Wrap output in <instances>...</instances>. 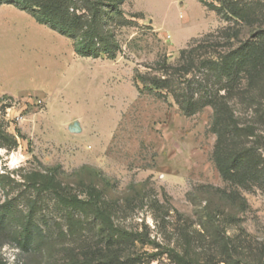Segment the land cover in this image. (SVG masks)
Wrapping results in <instances>:
<instances>
[{"label":"rangeland","instance_id":"obj_1","mask_svg":"<svg viewBox=\"0 0 264 264\" xmlns=\"http://www.w3.org/2000/svg\"><path fill=\"white\" fill-rule=\"evenodd\" d=\"M120 8L128 22L110 25L117 56L91 58L27 11L0 6V126L17 141L0 147V205L10 200L25 215L30 200L40 201L35 220L44 234L29 249L0 234L3 261L102 262L117 254L116 264H158L154 255L181 250L189 234L201 260L210 255L217 264V245L206 233L217 227L237 236L253 261L264 253V194L229 197L233 189L213 159V109L188 116L171 93L150 92L136 80L156 73L157 61L175 62L192 38L226 21L199 0H123ZM35 172L52 175L68 195L100 192L135 242L109 243L94 220L70 234L56 194L27 184Z\"/></svg>","mask_w":264,"mask_h":264},{"label":"trees","instance_id":"obj_2","mask_svg":"<svg viewBox=\"0 0 264 264\" xmlns=\"http://www.w3.org/2000/svg\"><path fill=\"white\" fill-rule=\"evenodd\" d=\"M224 18L226 24L216 31L190 40L175 62L164 58L156 73L139 74L136 80L150 92L171 93L184 114L190 116L204 107L213 109L212 131L216 134L214 162L233 189L229 197L236 199L241 191L260 190L264 194V0H199ZM123 0H0L27 11L40 24L49 26L74 42L77 54L99 58L102 54L116 57L118 45L110 30L128 21L121 11ZM115 17V18H114ZM139 87V84H138ZM16 139L0 126V147L14 146ZM3 176H0V181ZM27 184L38 192L53 191L66 211L68 231L80 234L92 220L97 221L109 243L135 242L132 233L118 227L113 212L97 190L88 199L68 195L52 176L35 172ZM30 211L22 214L10 200L0 205V234L17 246L29 249L44 237L36 222L40 201L30 200ZM212 224L211 215H206ZM208 237L217 246V264H264V253L248 261L250 250L238 237L218 229ZM205 237V236H204ZM195 240L187 234L182 249L176 247L154 255L158 264H214L210 255L201 260L195 252ZM207 252L206 250L203 253ZM202 253V255H203ZM167 254L161 261V255ZM208 254V253H207ZM110 259L96 262L92 257L71 258L66 264H116ZM149 261V262H151ZM0 264H7L0 255Z\"/></svg>","mask_w":264,"mask_h":264}]
</instances>
